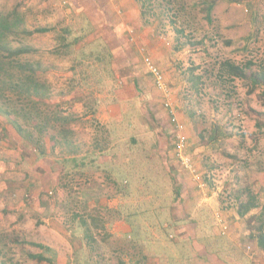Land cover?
I'll use <instances>...</instances> for the list:
<instances>
[{"label": "rangeland", "instance_id": "rangeland-1", "mask_svg": "<svg viewBox=\"0 0 264 264\" xmlns=\"http://www.w3.org/2000/svg\"><path fill=\"white\" fill-rule=\"evenodd\" d=\"M167 1L176 7L175 0ZM151 2L153 14L148 17L149 23L145 24L141 16V4L137 0H79L76 6L70 0H0V12L9 14L17 10L24 20L21 27L25 30L50 29L47 33L14 38L10 47L35 50L20 56L18 60L41 67L44 70L42 79L50 85V108L45 107L44 118L47 119L48 132L45 144L51 151L44 164L39 166L42 167L38 170L40 178L36 180L33 172L40 161L37 153L22 141L12 124L0 117V264H49L31 259L30 255L40 254L42 250L29 243L42 244L57 254L62 251L69 254V258H74L75 248L69 245L81 243L80 238L72 234L74 215L96 217L99 225L101 223L104 226L103 230L95 233L98 240L106 233L107 224L117 216L138 209L136 211H143L145 217L139 215L133 221L138 223L147 218L152 228L147 233L152 240L159 237L162 243H174L179 238L178 233L171 238L166 233L154 230L155 223L159 221L154 213L160 207H171L177 194H182L186 200L184 204L182 201L177 204L181 214L188 211L189 201L194 206L192 208L202 203L199 209L205 207L202 211L209 215L206 219L211 225L213 219L216 223L221 220L222 225H230L229 231L231 227L239 237L237 242L231 240L232 235L226 240L219 235V231L218 239L214 237L213 231L207 232L206 229L205 232H197L198 237L194 241L219 243V246L221 243H249L248 228L256 225L254 215L261 211L264 204V86L249 94V87L243 80L223 83L220 62L222 59H232L237 63L253 61L259 65L264 60V26L258 31L255 23L258 12L261 20L264 19V0H178L187 8V14L182 12L179 18L185 24H179L184 30L183 36H180L181 43L177 40L179 36L174 27L170 26L169 18L160 15L166 2ZM209 2H214V8L208 15L205 9ZM129 16L132 18L129 22L134 23L135 28L132 25L125 26ZM137 18L139 20L136 22ZM175 19L178 21V18ZM67 29L71 39L79 40L71 48L64 42V38H68ZM143 38L152 40L151 44H162L161 47L168 52V57H162L167 66L165 69L157 63ZM101 44L107 49L114 46L115 51L120 50L115 52L112 59L98 47ZM180 45L185 47L176 51ZM146 57H150L166 76L177 119L184 124L188 141L186 154L200 173L203 187L193 180L192 174L176 157L175 125L164 105V96L155 88L147 72L144 63ZM143 77L151 85L149 90L155 91L156 97L150 95L151 101L168 113L171 128L164 138L159 135L158 121L150 111V104L145 101L139 109L142 117L124 120L129 127L121 129L118 134L108 124H102L98 119H88L86 113L93 101L97 100V108H106L110 104L108 96L116 85L123 86V83L132 80L141 83ZM137 109L130 107L128 111L135 112ZM66 117H69L68 121L63 122L62 119ZM56 119L59 121L56 122ZM24 127L37 137L38 132L31 126L25 124ZM63 129L68 132L67 137H58L59 144L52 150L50 136H56ZM92 144L101 147L123 145L134 150L129 155L132 160L128 162L129 167L134 169L129 172L122 168V164L111 163L110 170L118 174L117 181L128 178L129 184H124L127 188L148 181L150 176L155 178L152 181L159 183L160 176L164 175L163 188L155 190L157 185L151 182L140 184V188L148 193L142 198L147 196V199L139 200L132 194L133 197L125 199L126 204H123L130 205V210L115 215L111 207L118 201L110 198L101 204L98 200L86 197L90 195V189L98 185L97 179L105 181V176L96 171L98 176L89 170L82 172L83 169L72 168L74 153ZM160 144L166 153L160 152ZM151 146L157 147L159 151L154 154L150 151ZM89 160H85L88 165ZM46 166L52 167L53 176L60 173L62 168H67V172L63 170L57 185L49 186L37 200L33 191L36 188L40 191L44 181L51 185L53 180L48 177L44 181L40 180ZM78 173L87 174L79 177ZM90 178H93V183L86 182ZM103 186L109 188L110 195L118 189L117 184L114 186L110 182H104ZM250 190L258 194L260 207L239 219L236 216L237 207L240 201L247 198ZM160 194L165 196V200L155 199ZM179 195L177 197L182 198ZM38 205L46 207L45 214ZM167 218L166 215L161 219L166 223ZM43 219L48 224L43 226ZM53 221L62 224L61 231L50 230ZM220 230L224 234L222 228ZM110 234L112 243H129L130 237L123 241ZM190 235L193 236V233ZM209 235L212 236L206 239ZM50 243H56L57 247H51ZM146 245L149 251L151 248ZM123 246H118V251H125ZM216 249L222 251L221 247ZM160 250L167 256H173L171 252L174 251L176 255L185 251L184 248ZM154 252L151 251L152 254ZM133 253L136 254L133 256L136 262L141 256L139 249H133L131 255ZM155 253H159L158 248ZM45 256L51 258L52 254L47 253Z\"/></svg>", "mask_w": 264, "mask_h": 264}, {"label": "crops", "instance_id": "crops-1", "mask_svg": "<svg viewBox=\"0 0 264 264\" xmlns=\"http://www.w3.org/2000/svg\"><path fill=\"white\" fill-rule=\"evenodd\" d=\"M70 1L75 6L78 5L77 3L79 2V0H70ZM127 13L125 15H127ZM127 20H128V24H126L125 26H130V25L133 26L134 23L129 22V21H132V18L130 16L127 18ZM138 20L139 18L136 19V22ZM126 22L124 21V23ZM117 39H119V37ZM142 40L147 42L146 45L148 47V50L153 54V57L155 58L157 63L165 69L167 66L163 62L162 57L164 55L168 57L169 54L168 52H166V50L162 48L163 47L162 44L156 45L154 44V42L151 44L152 40H149L147 38H143ZM108 45L111 46V44L109 43ZM109 48L111 49L113 55L114 54L116 55V53L120 50L119 49L118 51L117 50L115 51L114 46L109 47ZM144 79H145L144 77L141 79V83L140 82L136 83L132 80L130 82L128 81L126 83H123V86L116 85V87L114 88L110 96L107 95L108 100L110 101V104L109 102H107L109 105L106 108H104V106H102L100 109L97 108L98 107L97 100L93 101V105L88 107L89 111L86 113L88 115V119H91L92 121H95L96 119H98L100 122H102V124H108L113 129V131H115V133L118 134L121 131V129H125V128L127 129V127H129L128 124H125L123 122L124 120L130 117H133L134 120H138V118L142 117L140 116L142 113H139V109L141 108L140 104H142V102L145 101L146 103L150 104V111L152 112V115L155 116L156 120L158 121L157 129L160 132L159 135L160 136L162 135L161 137L164 138V134H166L168 129L171 128L170 121L168 118V113L164 109H162L160 106L156 107L155 103L151 101L150 95H153L156 97V95L154 94L155 91L153 92L149 90V86L151 87V85L149 84V82H147L146 79L145 80ZM141 92L143 94H141ZM125 107H128V108H125ZM130 107H134V109H137V108L138 109L135 112H131V111H128ZM163 145L165 144L163 143ZM158 147L159 149L161 148L160 152L162 154L166 153V149L164 148V146H161L160 144V146ZM124 148H126V150H124ZM131 151H134V150L132 148H129L128 146H123V145L122 146L112 145L111 147L110 146L101 147V146H95L92 144V145L84 146V149L81 152H77L76 154L74 153V157L72 159V162H73L72 168L74 170H76L77 168L81 170L83 169L82 172H85V171L87 172L89 170V172H91L92 174L94 171H96L100 173L101 175L105 176V181L101 179H97L98 185L94 189L91 188L90 195H86V197H91V199L98 200L100 201L101 204L105 203L104 201L109 200L110 198L113 199L114 201H118L114 203V207H111L112 209H114L112 212H115V215L120 214L118 212H121V211L127 212V210L129 209L130 205L129 206L123 205V204H126L125 199L128 200V198L133 197L134 195H136L134 198H137L139 200L147 199V196H144V198H142L144 194L147 195L148 193L144 192V190L140 188V184L144 185V184H147L148 182L156 183L152 181L155 178L153 176H150L147 178L148 181L146 182L144 181L142 183L139 182L138 185L133 184L134 186L131 189H129L127 188V186H124V184H129V180L127 177H123L121 178L120 181L119 180L117 181L116 176L118 174H116V172H111L110 170L111 166L114 163H120L122 164L123 166L122 168L126 172H129L130 170L134 169V168L129 167V164H128V162L132 160V158L129 157ZM150 151L154 152L155 154L159 150L157 149V147L151 146ZM88 158L90 159L88 162L90 163L89 165L85 161ZM45 159L47 158L40 159L38 164H37L38 160L37 159L35 160L36 162L35 165L36 164L37 165L34 169L35 171L33 172V176L35 177L36 180L40 178V174L38 170L42 167H39V166H42V164H44V162L46 161ZM133 162H135L134 159H133ZM150 163H152V160H150ZM46 167L47 168L44 169L45 174L41 176L40 180L44 181L45 177L46 178L48 177L50 179L53 178V180L51 179V185L50 183L44 181L43 186L40 189V191L38 188H36L33 191L34 196L36 197L37 200L41 198L42 192H45L49 189V186L55 187L57 185L58 177L60 173L63 172V170L65 173L67 172V168L66 169L62 168L60 169V173L58 172L56 175L53 176L54 170L52 169V167L51 166H46ZM78 174L80 175L79 177H82L83 175V174L81 175L80 173ZM86 174L87 173H85V175L83 176H86ZM160 177H161V181L159 183H156L157 187H155V190L156 188H159V189L163 188V184H164L163 180L165 177L164 175ZM92 180L93 178H90L89 180H86V182L90 181L93 183ZM104 182L105 183L110 182L114 186L115 184H117L118 187L116 188L118 189L113 190V193H114L113 195H110V191L108 190L109 188L106 189L105 186H103ZM102 187H104V189ZM86 194H89V193H86ZM180 197L183 198V199L182 198L180 199L184 204L186 201L185 197L182 194H180ZM155 199L162 201V200H165V196H162V194H160L157 197H155ZM179 202H180L179 199L178 200L176 199V201L171 203V207L167 209L160 207V206H163V205H160L159 210L156 211V213H154L157 217L156 219L159 220L157 221V223H155L156 226H154V230H157V232L160 231L162 233H166V235L168 233V236H170L171 238L174 237L173 235L175 233H178L179 235L178 240H175L174 243L165 244V243H162L161 238L157 237L156 239L153 238L152 240V237H151V240L154 243H147V244L151 248H153L155 252L158 248L159 253L156 254L158 256L155 255L153 257H150L149 259H146L144 264H251V263L252 264H264V255H263L264 251L261 248H259L258 244L255 241H252L250 239L248 240V238L247 240L249 241V243L248 242L247 243H221L220 246L218 245L219 243H210V242L200 243L199 241L197 242L194 241L195 238L198 237L197 232H200V231L205 232L204 230L206 229H207V232L213 231L214 237H217L218 239H220L219 235H222V238L228 240V238L230 239L232 235L233 237L231 238V240H233L234 242H237L239 241V237H237L238 235H236V233L232 230L231 227L229 231L228 228L230 225L228 226L226 223L225 225H227L226 226L227 229L225 230L226 232H224V234L220 230L222 227L218 225L219 224L218 221L216 223L215 219H213L214 222L212 221V225H211V223L208 222V219H206L209 215L206 213L203 214L202 209H204L205 207H202V209H199L202 203L201 205L200 203H198L197 207L192 208L194 206H192V204L189 201V205L187 208L188 211L182 212L183 214H181L180 213L181 211L177 209L178 208L177 204ZM38 207H41L44 210L43 214L46 213L45 207H42L39 205ZM108 213H110V211H108ZM142 213L143 211H140L139 214L145 217V214H142ZM126 215H128V212L126 213ZM126 215L117 216V218H115L114 220H112V222L107 224V229H106V231L112 233L114 237L115 236L120 237V239H123V241L132 232V227L126 222L127 217H128ZM166 215L168 218H167V222L164 223L161 218ZM236 216L237 218L241 219L238 215ZM146 219L147 218H144L143 220H141L142 221V227H141L142 231L143 229H145V231L152 229L151 225L146 221ZM50 220H51V217L49 219V225H50L49 227L52 226L50 223ZM42 221H43V224H42L43 226L48 224L47 222L45 224V221H46L45 219H43ZM55 222L56 221H53V228H50V230L51 231H56V230L61 231L62 224H59L57 222L55 223ZM219 231H220V234H219ZM190 233H193V236H191ZM156 236L158 235L156 234ZM211 236L212 235L207 236L206 239L210 238ZM204 241L205 239H203V242ZM76 244L77 243L75 244L73 243L72 245L71 243V245L69 246L71 248L72 247L75 248V253L76 252L81 253L80 256L77 253V258L84 259V256L86 255L87 249H88V247L86 246V243H79L78 245ZM112 244L115 246L116 249H118V246H122V244L124 245L123 247H125L126 250L122 252V255H121L122 259L126 262V264H131L132 262L130 261L131 251L135 249V247H133L135 243H112ZM49 245L54 248L57 247L56 243H50ZM209 247H210V250L208 252L207 249H209ZM217 247H221L222 251H220L219 249H216ZM235 247L238 249H235ZM249 247L251 248L252 254L248 253ZM160 248L169 249L170 251L172 249L175 250L179 248H182V249L184 248L186 252L185 251L184 253L179 252V254L176 255V252L174 251V252H171L173 256L171 255L167 256L164 252H162V250H160ZM121 249L124 250L122 247ZM169 250L167 251L170 252ZM82 251L84 252L82 253ZM129 254H130V257L128 256ZM68 255L69 254H66L60 251L58 253V264H74L76 254L74 255V258H69L71 256H68ZM93 264H95L94 261H93Z\"/></svg>", "mask_w": 264, "mask_h": 264}, {"label": "trees", "instance_id": "trees-1", "mask_svg": "<svg viewBox=\"0 0 264 264\" xmlns=\"http://www.w3.org/2000/svg\"><path fill=\"white\" fill-rule=\"evenodd\" d=\"M137 1L141 4V16L145 24H148V17L151 13L153 14L152 0ZM163 1L166 2L163 5L165 9L163 12L160 11V15L169 18L170 26L174 27L176 35L179 36L177 40L181 43L180 36H183L184 30L179 27V24H183L182 19L179 20V18H181L180 14L182 12H186L187 14L186 5L183 3L180 4L178 0H175L176 7L174 8L172 2L167 0ZM213 8L214 2H209L205 9L208 15ZM260 16L258 12L255 18L258 31L264 26V19L261 20ZM174 17L178 18V21ZM23 25L24 20L17 10L9 14L0 12V117L5 118L9 124L14 126L23 142L33 147L34 151L37 153L36 156L38 159H44L51 155V151L46 148L45 144V135L48 132L46 130L47 119L44 118L46 115L44 113L45 107L46 109L50 108V85L42 79L41 75L44 70L41 69V67L35 66L33 63H24L18 60L20 56L33 53L35 50L28 47L12 49L10 46L14 38L30 36L36 33H47L50 29L38 28L34 31H27L21 27ZM184 25L185 24H183V26ZM67 34L68 38H64V42L71 48V46H73L74 43H78L79 40L71 39L69 30ZM187 44L188 43H186V45ZM193 46L195 45L193 44ZM98 47L108 53V55L105 56H111L113 59L111 49H107L108 47L102 44ZM184 47L185 45H180V47H176L175 50L179 51ZM220 70L223 83L227 84L235 80H243L249 87V94L254 93L258 87L264 86V60L257 65L253 61L237 63L232 59H222L220 62ZM68 119L69 117H66L62 119V121L65 122L68 121ZM57 121L59 120L56 119V122ZM25 124H28V126H31L38 132V138L34 137L33 133L24 127ZM66 134H68V132L63 129L59 131L56 136H50V140L53 142L52 150L55 145L59 144L58 137L64 139L67 137ZM175 191L178 192L177 190ZM177 195L175 198L181 201ZM246 196L247 198L240 201L237 207V215L240 218L247 217L251 211L260 207L258 194L250 190ZM47 214L49 213L47 212ZM142 214H144V212ZM139 215L140 214L136 210L126 215L128 216L126 222L132 227V232L127 236L130 237L128 242L135 243L133 247L139 249L141 255L139 260L137 259L135 262L133 261V256L136 254L133 253L130 260L132 261L131 264H144L146 259L156 255L153 248L150 247L151 249L149 251L146 249L147 243L154 242L151 240V236L147 231L143 234L145 229H143V231L141 230L142 221L138 223L133 221V219ZM254 217L256 225L254 227H249L248 230L250 234L248 240L255 241L259 248L264 251V204L261 211L257 215H254ZM72 225L74 226V230L72 231L73 236L80 238L81 243H86L88 247V254L84 256V259L77 258L78 252H76L74 264H93V261L95 264H126L121 256L122 251H118L112 244V235L108 231L103 234L102 238L96 239L95 233L103 230L104 226H102L101 223L99 225L95 216L91 215L90 218H85L82 215H74ZM29 244L42 250L40 254L30 255L31 259L38 260L39 262H48L49 264H58V254L53 249L42 244ZM151 251H153L154 254H152ZM47 253H51L52 257H46L45 255ZM128 256L130 257V254Z\"/></svg>", "mask_w": 264, "mask_h": 264}, {"label": "built area", "instance_id": "built-area-1", "mask_svg": "<svg viewBox=\"0 0 264 264\" xmlns=\"http://www.w3.org/2000/svg\"><path fill=\"white\" fill-rule=\"evenodd\" d=\"M145 67L147 72L153 79L155 88L164 96V105L169 110L171 115V121L175 125L176 129V141L174 143L175 154L181 165L192 174L193 180L196 181L200 187H203V181L201 175L196 169L193 160L186 154L187 152V137L185 136L184 124L177 119L176 110L173 105V101L170 97V90L166 80V76L161 68L150 58H144ZM223 231L227 229L226 226L222 225L221 220H218ZM248 253H251V248H248ZM252 264V263H251Z\"/></svg>", "mask_w": 264, "mask_h": 264}]
</instances>
